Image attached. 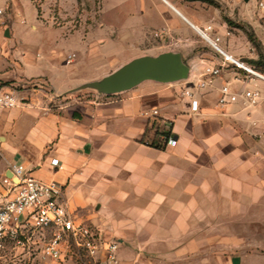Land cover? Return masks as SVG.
Returning <instances> with one entry per match:
<instances>
[{
  "label": "crops",
  "instance_id": "1",
  "mask_svg": "<svg viewBox=\"0 0 264 264\" xmlns=\"http://www.w3.org/2000/svg\"><path fill=\"white\" fill-rule=\"evenodd\" d=\"M201 1L218 2L230 13L242 1L264 16L262 0ZM193 3L100 0L99 9L103 26L123 28L122 37L144 43L153 34L202 31L206 25ZM69 56L21 54L24 66L12 80L47 84L18 92L17 107L0 109L3 175L20 165L43 181L62 184L76 220L101 236L100 250L91 257L95 264H106V248L113 242L117 264H139L138 251L159 252L163 264H184L202 251L214 252L203 264H264V98L256 105L243 99L219 105L224 85L264 95L263 79H248L229 64L204 88L194 86V78L148 81L119 95L90 93L80 99L72 96L84 91L70 92L97 77L81 76L86 54L66 61ZM223 64L221 56L206 67ZM9 90L1 87L0 93ZM192 101L198 102L197 111ZM53 159L58 166L51 165ZM69 250L85 252L66 241L60 260Z\"/></svg>",
  "mask_w": 264,
  "mask_h": 264
},
{
  "label": "rangeland",
  "instance_id": "2",
  "mask_svg": "<svg viewBox=\"0 0 264 264\" xmlns=\"http://www.w3.org/2000/svg\"><path fill=\"white\" fill-rule=\"evenodd\" d=\"M187 1L194 2L193 9L205 23L206 27L202 31L211 26L213 32L208 33L209 36L212 39L220 36L219 46L228 54L254 55L242 57V60L264 76V16L242 1L232 13L215 1ZM99 2L100 0H0V3L10 6L12 16L8 22L10 36H0V73L4 74L0 76V88L9 87L8 92L16 94L28 89L45 88L47 83L44 79L21 77L20 80H12V74H20L24 66L21 54H71L72 59H76L78 54H86L87 60L82 65L81 76L99 79L136 56L174 51L179 52L192 69L190 78H194L195 83L199 78H204L200 73L211 61L221 58V53L192 28L177 36L162 37L153 34L144 43L131 41L128 36L122 37L123 28L102 25L105 20L101 18ZM101 54H105V59L100 58ZM255 54H259V57ZM72 59L68 57L66 61ZM96 63L99 67H92ZM94 69L104 73L92 72ZM214 81L217 83V80ZM84 92L72 98L85 99L90 93L96 94L92 90ZM1 157L0 150V204L10 197L2 182L5 163L1 161ZM236 230L239 231L240 228ZM48 235L34 232L29 227L26 239L21 242L9 238L0 240V264H95L94 259L85 252L74 250H69L62 260H52L44 251ZM234 237H240V234L237 233ZM137 253L141 254L139 264H145L146 259L152 264H163L157 256L159 252L151 255L144 251ZM212 257L213 251H202L188 256L190 259L183 262L190 264L195 259L201 260L203 264V260Z\"/></svg>",
  "mask_w": 264,
  "mask_h": 264
},
{
  "label": "built area",
  "instance_id": "3",
  "mask_svg": "<svg viewBox=\"0 0 264 264\" xmlns=\"http://www.w3.org/2000/svg\"><path fill=\"white\" fill-rule=\"evenodd\" d=\"M259 8L263 9V2L259 3ZM12 18L10 6L0 3V36H5L8 29V22ZM205 33H212L211 26L203 30ZM214 42L220 55L224 58L223 65L209 66L203 71V77L208 80H199L194 86L204 88L210 80L221 76L223 69L229 64L242 70L248 79H263L264 77L254 70L244 61L225 54L219 46L220 36H214ZM73 55L69 56L72 59ZM188 96L192 92L184 91ZM264 98L263 93L257 89L246 88L241 92H234L229 85H224L220 90L219 105L222 107L235 104L240 99L251 105L258 104ZM18 97L14 92L0 93V108L12 109L17 107ZM193 111L199 109L197 101H192ZM157 113V112H155ZM175 140L170 139L169 144L176 145ZM59 161L53 159L52 166H58ZM9 170L13 173V178L3 175L2 182L10 195L9 199L0 204V240L9 238L21 242L26 239L28 228L34 232L48 233L46 237L44 251L52 260H60L63 253V244L72 241L74 245L85 251L88 256L95 257L100 250L102 243L101 236L86 223H80L74 217L64 200V189L57 181H43L35 177L20 165H14ZM118 243H110L107 248L106 264H117L116 252Z\"/></svg>",
  "mask_w": 264,
  "mask_h": 264
},
{
  "label": "water",
  "instance_id": "4",
  "mask_svg": "<svg viewBox=\"0 0 264 264\" xmlns=\"http://www.w3.org/2000/svg\"><path fill=\"white\" fill-rule=\"evenodd\" d=\"M5 36H10L8 29L5 31ZM191 72L192 69L185 63L179 52L140 55L108 75L84 83L70 93L92 90L98 95L115 96L148 81L160 84L186 82L190 79ZM6 177L14 180L11 170H8Z\"/></svg>",
  "mask_w": 264,
  "mask_h": 264
},
{
  "label": "bare ground",
  "instance_id": "5",
  "mask_svg": "<svg viewBox=\"0 0 264 264\" xmlns=\"http://www.w3.org/2000/svg\"><path fill=\"white\" fill-rule=\"evenodd\" d=\"M199 34H201V36L208 42L210 43V45H212L213 47L216 48L215 42L214 40L209 36L208 33H205L204 31H198ZM217 49V48H216Z\"/></svg>",
  "mask_w": 264,
  "mask_h": 264
},
{
  "label": "trees",
  "instance_id": "6",
  "mask_svg": "<svg viewBox=\"0 0 264 264\" xmlns=\"http://www.w3.org/2000/svg\"><path fill=\"white\" fill-rule=\"evenodd\" d=\"M251 63H253V62H251ZM257 65H258V62H257ZM258 72V71H257Z\"/></svg>",
  "mask_w": 264,
  "mask_h": 264
}]
</instances>
